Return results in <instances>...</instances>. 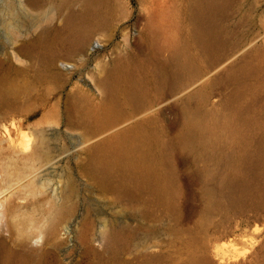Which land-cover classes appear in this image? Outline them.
I'll return each instance as SVG.
<instances>
[{
  "label": "rangeland",
  "instance_id": "1",
  "mask_svg": "<svg viewBox=\"0 0 264 264\" xmlns=\"http://www.w3.org/2000/svg\"><path fill=\"white\" fill-rule=\"evenodd\" d=\"M210 2L0 0V264H264V0Z\"/></svg>",
  "mask_w": 264,
  "mask_h": 264
},
{
  "label": "bare ground",
  "instance_id": "2",
  "mask_svg": "<svg viewBox=\"0 0 264 264\" xmlns=\"http://www.w3.org/2000/svg\"><path fill=\"white\" fill-rule=\"evenodd\" d=\"M198 1V5H197V10L198 12L202 11L204 8H206L211 2L210 0H197ZM217 2V1H216ZM211 6V4H210ZM209 8V6H208ZM197 12V11H196ZM198 15V13H197ZM108 88V87H107ZM108 91H109V88H108ZM14 121H11L10 124L12 126H14ZM5 130L7 132V128L5 127ZM22 130V129H21ZM19 131V135H18V140L17 142L9 135L8 133V138L5 139V141H8V147L10 149L13 150V152L16 154L17 157L21 156V157H24V158H27L30 156V154L32 153V143H33V140H31L30 136L31 134L27 131ZM41 143V142H40ZM35 144V143H34ZM32 150V151H31ZM38 151V150H37ZM39 153V152H38ZM10 160V159H9ZM7 164V168H8V164L9 163H6ZM10 165V164H9ZM11 167V166H10ZM5 169V168H4ZM25 171V169H23ZM6 172V171H5ZM7 173V172H6ZM5 173V174H6ZM22 173V172H21ZM23 174V173H22ZM25 174V173H24ZM8 175V173H7ZM6 175V177H7ZM18 175V174H17ZM9 177L10 174H9ZM8 177V179H10ZM2 192H0V195H1ZM0 206H1V203H0ZM59 211V210H58Z\"/></svg>",
  "mask_w": 264,
  "mask_h": 264
},
{
  "label": "water",
  "instance_id": "3",
  "mask_svg": "<svg viewBox=\"0 0 264 264\" xmlns=\"http://www.w3.org/2000/svg\"><path fill=\"white\" fill-rule=\"evenodd\" d=\"M92 46L90 48H88L87 50H84V53H86L88 50H91Z\"/></svg>",
  "mask_w": 264,
  "mask_h": 264
}]
</instances>
